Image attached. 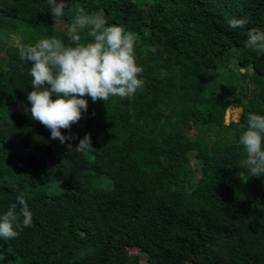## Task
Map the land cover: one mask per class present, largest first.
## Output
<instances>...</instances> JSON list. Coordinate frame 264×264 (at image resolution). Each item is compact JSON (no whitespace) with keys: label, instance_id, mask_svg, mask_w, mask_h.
Here are the masks:
<instances>
[{"label":"trees","instance_id":"16d2710c","mask_svg":"<svg viewBox=\"0 0 264 264\" xmlns=\"http://www.w3.org/2000/svg\"><path fill=\"white\" fill-rule=\"evenodd\" d=\"M77 6L135 36L143 87L86 96L61 129L77 138L61 144L31 118L33 62L11 36L67 42ZM233 17L246 25L230 28ZM54 23L48 0H0V217L21 195L33 213L0 237V264H264V175L239 143L248 113L264 115V53L245 47L264 31V0H69ZM231 106L239 117L225 123Z\"/></svg>","mask_w":264,"mask_h":264},{"label":"clouds","instance_id":"9594fccd","mask_svg":"<svg viewBox=\"0 0 264 264\" xmlns=\"http://www.w3.org/2000/svg\"><path fill=\"white\" fill-rule=\"evenodd\" d=\"M48 4L56 23L64 16L69 0H48ZM73 11L67 42L52 35L34 44L16 40L13 45L22 61L33 62L29 69L32 90L27 95L31 118L48 128L51 139L61 144L77 138L71 131L63 134L61 129L70 130L81 119L88 109L86 96L93 102L107 103L110 97L123 99L143 87L140 78L143 68L137 63L135 36L118 24H109L103 9L88 14L77 6ZM226 23L236 29L243 28L247 21L233 17ZM84 29H88L87 35L91 37L87 42L82 41ZM245 47L264 53V31L249 30ZM151 51L156 49L153 47ZM239 143L247 153L242 163L251 175H264V115L248 113L247 128L240 135ZM90 146L91 135L87 134L76 147L86 150ZM32 223L33 213L24 196H18L0 217V237L16 238Z\"/></svg>","mask_w":264,"mask_h":264},{"label":"rangeland","instance_id":"374dc122","mask_svg":"<svg viewBox=\"0 0 264 264\" xmlns=\"http://www.w3.org/2000/svg\"><path fill=\"white\" fill-rule=\"evenodd\" d=\"M11 37H12V43L13 44H14V41H16V40L20 41L16 35L12 34ZM225 73H226V71H225ZM236 77H237L236 75H234L233 77L226 75V74L222 75L219 78V83L223 84L224 85L223 87H225L226 89H231L233 87V85L236 83V79H237ZM249 86L253 87L252 84H249ZM239 114H240V108H237L234 106L229 107L225 113V117H224L225 123H227L229 120H236L239 117ZM53 191L59 192V191H61V189L59 188L58 185H56V187H55V185H53ZM142 264H144V263L142 262Z\"/></svg>","mask_w":264,"mask_h":264}]
</instances>
